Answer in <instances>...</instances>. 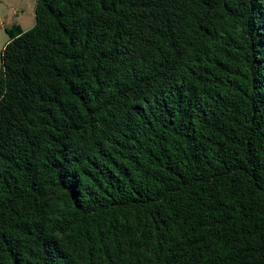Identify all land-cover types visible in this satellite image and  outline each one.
<instances>
[{"label":"trees","instance_id":"trees-1","mask_svg":"<svg viewBox=\"0 0 264 264\" xmlns=\"http://www.w3.org/2000/svg\"><path fill=\"white\" fill-rule=\"evenodd\" d=\"M0 71V264H264V0H36Z\"/></svg>","mask_w":264,"mask_h":264},{"label":"rangeland","instance_id":"rangeland-1","mask_svg":"<svg viewBox=\"0 0 264 264\" xmlns=\"http://www.w3.org/2000/svg\"><path fill=\"white\" fill-rule=\"evenodd\" d=\"M36 0H0V71L1 54L9 41L7 28L19 24L24 31L35 24Z\"/></svg>","mask_w":264,"mask_h":264}]
</instances>
